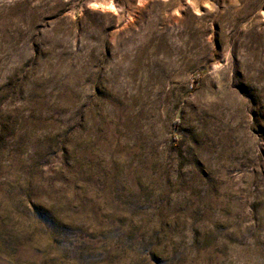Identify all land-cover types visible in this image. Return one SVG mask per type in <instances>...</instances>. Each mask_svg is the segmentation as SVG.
Returning a JSON list of instances; mask_svg holds the SVG:
<instances>
[{
	"label": "rangeland",
	"instance_id": "rangeland-1",
	"mask_svg": "<svg viewBox=\"0 0 264 264\" xmlns=\"http://www.w3.org/2000/svg\"><path fill=\"white\" fill-rule=\"evenodd\" d=\"M0 264H264V0H0Z\"/></svg>",
	"mask_w": 264,
	"mask_h": 264
}]
</instances>
